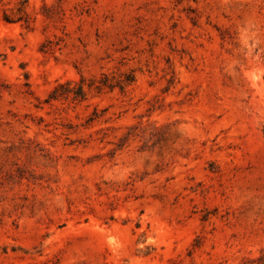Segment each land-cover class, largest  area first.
<instances>
[{
    "label": "rangeland",
    "instance_id": "rangeland-1",
    "mask_svg": "<svg viewBox=\"0 0 264 264\" xmlns=\"http://www.w3.org/2000/svg\"><path fill=\"white\" fill-rule=\"evenodd\" d=\"M0 264H264V0H0Z\"/></svg>",
    "mask_w": 264,
    "mask_h": 264
},
{
    "label": "trees",
    "instance_id": "trees-1",
    "mask_svg": "<svg viewBox=\"0 0 264 264\" xmlns=\"http://www.w3.org/2000/svg\"><path fill=\"white\" fill-rule=\"evenodd\" d=\"M66 85L68 86V89L64 90V91H59L58 86H63V84H59L57 87H55L51 93V97L54 99L63 97V96H67L68 93L70 92H74L75 93V97L78 98H84L86 93L84 90V86L82 83H76L74 86H72L71 82H66Z\"/></svg>",
    "mask_w": 264,
    "mask_h": 264
}]
</instances>
